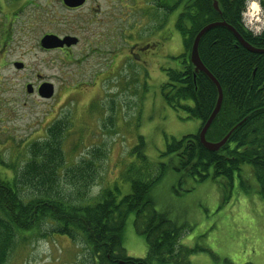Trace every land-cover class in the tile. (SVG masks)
Masks as SVG:
<instances>
[{
    "label": "rangeland",
    "instance_id": "1",
    "mask_svg": "<svg viewBox=\"0 0 264 264\" xmlns=\"http://www.w3.org/2000/svg\"><path fill=\"white\" fill-rule=\"evenodd\" d=\"M111 1H99L98 13H103L96 16L95 11L93 19L104 17L103 30L107 25H119L122 57L117 68L115 61L112 74L99 72L101 61L96 55L89 53L91 56L84 60L85 52L81 53L88 43L96 41L99 24L87 23L94 2L74 12L66 10L61 0H51L50 25L48 0H0V150L7 161L17 158L23 166L29 144L44 141L49 129L62 121L69 133L63 142L68 162L87 158L97 164L96 181L86 200L99 196L103 188L114 187L115 182L124 193L119 199L127 194L130 185L123 174L140 136L145 139L148 158L157 163L166 159L162 157L166 138L180 139L202 128L199 119L186 118L187 114L169 106L163 96L161 86L167 81L164 69L178 67L180 60L174 57L185 50L181 34L171 24L176 14L167 18L166 42L160 46L158 59H148L147 75L137 61L126 57L128 37H137L139 31V37L148 39L150 27L155 25L152 17L161 14L145 17L143 11L121 6L118 13H110ZM256 3L259 11L255 16L262 18L264 12L258 0ZM55 31L74 34L81 44L67 55L41 48L43 35ZM102 59L103 63L110 62L106 56ZM16 62L23 63L24 69H17ZM40 79L54 85L52 98L37 93ZM28 84L34 85L35 93H27ZM242 169L243 179L252 189H241L236 176L235 187L230 190L226 186L230 192L227 200L223 178L181 180L182 175L175 170L154 188V209L167 214L181 229L179 246L189 250L186 259L190 263L264 264V196L259 194L252 167L244 165ZM64 182L69 184L66 189L73 186L69 180ZM123 245L132 258L148 254L145 237L136 230L134 214L127 218ZM8 264H96V258L82 238L50 235L15 252Z\"/></svg>",
    "mask_w": 264,
    "mask_h": 264
},
{
    "label": "trees",
    "instance_id": "2",
    "mask_svg": "<svg viewBox=\"0 0 264 264\" xmlns=\"http://www.w3.org/2000/svg\"><path fill=\"white\" fill-rule=\"evenodd\" d=\"M214 1L184 0L187 7L171 24L181 34L185 50L174 57L180 60L178 67L164 69L167 81L161 86L169 106L187 114L186 118L199 119L202 127L215 109L218 89L204 73H196L190 61L200 30L213 22H226L249 44L264 49V29L253 34L243 22L248 0H216L220 11L215 10ZM259 1L264 11V0ZM174 12L169 0L167 18ZM160 26H166L163 20ZM199 55L224 93L220 113L206 138L219 142L233 130L227 143L213 152L200 142V131L180 139L166 138L162 153L166 159L155 163L148 158L145 139L140 136L123 174L130 190L121 199L119 195L124 193L115 182L114 187L103 188L99 196L86 200L96 181L97 164L87 158L68 162L63 142L69 133L62 121L49 129L44 141L29 144L23 166L17 158L7 161L0 150V264H8L15 252L50 235L82 238L96 264H192L186 259L189 250L179 246L181 229L167 214L154 209L152 192L170 171L182 175L181 180L223 178L227 200V187H235L236 176L239 187L251 191L252 186L242 176L243 166L250 165L259 194L264 196V54L244 48L227 28L214 27L202 37ZM64 179L73 186L66 189L69 184H63ZM130 214L135 215L136 230L148 246L144 258L127 257L123 245Z\"/></svg>",
    "mask_w": 264,
    "mask_h": 264
},
{
    "label": "flooded vegetation",
    "instance_id": "3",
    "mask_svg": "<svg viewBox=\"0 0 264 264\" xmlns=\"http://www.w3.org/2000/svg\"><path fill=\"white\" fill-rule=\"evenodd\" d=\"M99 1L101 0H85L84 4L78 7H70L67 6L63 0H61L63 7L66 10L69 11H81L85 7L88 6L90 2H94V5L90 6V12L91 16L90 18H87V23L96 25L99 24V27L97 28V34H96V41L93 43H88L86 47H83V50L81 53L85 52V55L82 54L84 60H87L89 56L92 55L97 56V60L101 61L99 63L100 69L99 72H110L112 74L114 72L115 68V61L118 60L116 68L119 66L120 63V42H119V25L116 24V28L111 27L110 25H107L106 28L103 30L102 28L105 26L104 20H101L104 17H101L100 20H94V12L96 11V16H99V14H102L103 12L98 13L101 9V5L99 4ZM130 3L127 4L126 3ZM171 4H173L176 15L180 14L181 12H184L185 7H187V3L184 2V0H170ZM168 3L169 0H112L110 4V13H118L117 11L119 9V6L125 8V9H131V10H139L143 11L145 14V17L150 16L152 13H160L161 15L158 16L155 14L152 19L156 23L160 20V25L163 22H167V13H168ZM48 7H49V22L51 25V0H48ZM147 12V15H146ZM159 19L158 21L156 19ZM114 19L118 20V16H114ZM159 27H153L150 30V37L148 39H145L144 37H139V31L137 32L138 35L135 37V34L132 38L128 37L130 41L127 43L130 47L128 55L126 57L137 61L138 65L142 68L148 71L147 63L148 59L151 57H157L160 54V46L163 42H166V33H165V27L166 26H160ZM51 33V32H49ZM52 35L58 36L60 38H64L66 36L72 35V34H66L61 33L60 31H55L51 33ZM76 36V35H72ZM79 39V42L75 45H72L71 47H63L54 49L53 51H60L63 54L67 55L70 52H72V49L77 47L81 44V39ZM137 39V41H136ZM144 45V46H143ZM51 52V50H50ZM121 52H124V50H121ZM125 54H127V49ZM106 56L110 62L109 63H103L102 57ZM146 56V57H145ZM160 70V69H159ZM145 72V71H144ZM149 73V71H148ZM45 82V80L40 79L38 81V87ZM37 87V88H38Z\"/></svg>",
    "mask_w": 264,
    "mask_h": 264
},
{
    "label": "water",
    "instance_id": "4",
    "mask_svg": "<svg viewBox=\"0 0 264 264\" xmlns=\"http://www.w3.org/2000/svg\"><path fill=\"white\" fill-rule=\"evenodd\" d=\"M84 2H85V0H64V3L70 7L81 6L84 4ZM213 5H214V8L216 11H220L219 4L216 0L214 1ZM214 27H225V28H227L229 31H231L233 33V35L237 39V42L240 43V45H242L244 48H246L247 50H249L253 53L264 54V49L256 48V47L252 46L251 44H249L244 39V37L233 26L229 25L226 22H213V23L205 26L203 29L200 30V32L197 34V36L194 39V42H193V45L191 48V54H190V61L194 66V71L196 73H199V72L204 73L209 79H211L214 82V84L216 85V87L218 89L217 104L215 106L214 111L212 112V115L207 120V122L204 124L202 129L200 130L199 139H200V142L202 143V145L206 149H208L209 151L217 152L227 143V141L229 140V137L232 134L233 130L230 131L229 134L227 136H225V138H223L219 142H209L206 138V135H207L209 128L211 127L212 123L214 122V120L216 119L218 114L220 113L222 103H223V99H224V93H223V89H222L220 83L213 76V74L205 67V65L203 64V62L200 58V55H199V45H200V41H201L202 37L204 36V34L208 30H210ZM40 43H41L42 48L50 50V49H55V48H62L65 45L71 46L72 44H76L77 38H75L73 36H66L64 38H60V37L52 35V34H46L41 39ZM14 66L17 69H22L24 67V64L21 62H16L14 64ZM26 89H27V92L29 94H32L34 92V87L32 84H28ZM38 93L42 98L50 99L54 96L55 87L52 83L45 82V83L41 84V86L39 87Z\"/></svg>",
    "mask_w": 264,
    "mask_h": 264
},
{
    "label": "bare ground",
    "instance_id": "5",
    "mask_svg": "<svg viewBox=\"0 0 264 264\" xmlns=\"http://www.w3.org/2000/svg\"><path fill=\"white\" fill-rule=\"evenodd\" d=\"M249 2H253V0H248L247 1V6H246V9L253 15V12H257V11H255L254 9H252L251 8V4L249 5ZM258 2H259V4H260V1L258 0ZM258 4V3H257ZM260 6H261V4H260ZM255 16V15H254ZM256 17L259 19V20H264V16H262V18L261 17H259V15H256ZM75 38H77V43L79 42V39H78V36H75Z\"/></svg>",
    "mask_w": 264,
    "mask_h": 264
},
{
    "label": "clouds",
    "instance_id": "6",
    "mask_svg": "<svg viewBox=\"0 0 264 264\" xmlns=\"http://www.w3.org/2000/svg\"><path fill=\"white\" fill-rule=\"evenodd\" d=\"M251 8L254 9L255 11H259V6L256 3V0H253V2L251 4ZM253 15H255V12H253Z\"/></svg>",
    "mask_w": 264,
    "mask_h": 264
}]
</instances>
